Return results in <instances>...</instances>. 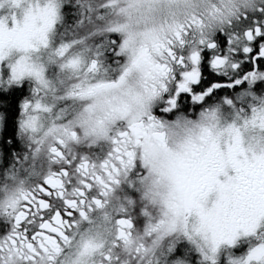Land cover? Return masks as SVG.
I'll list each match as a JSON object with an SVG mask.
<instances>
[{
  "label": "snow or ice",
  "instance_id": "1",
  "mask_svg": "<svg viewBox=\"0 0 264 264\" xmlns=\"http://www.w3.org/2000/svg\"><path fill=\"white\" fill-rule=\"evenodd\" d=\"M196 7L0 0V89H27L19 126L51 141L37 182L0 187V264H264V97L231 122L173 118L198 77L195 46L176 71L189 36L211 49L214 25L248 20L233 39L259 42L242 52L264 68V5L250 18L248 0H218L207 20ZM249 67V83L264 77Z\"/></svg>",
  "mask_w": 264,
  "mask_h": 264
},
{
  "label": "flooded vegetation",
  "instance_id": "2",
  "mask_svg": "<svg viewBox=\"0 0 264 264\" xmlns=\"http://www.w3.org/2000/svg\"><path fill=\"white\" fill-rule=\"evenodd\" d=\"M261 5H264L262 2ZM255 12L249 10V17ZM225 33L211 32L210 38L214 47L209 49L206 44L197 43L191 36L178 54L185 57V64L177 69L180 71L190 70L192 64L188 60L193 47L198 52L199 60L195 65L198 77L195 83L189 84L188 92L176 94V107L173 110L175 115H183L191 119H196L202 111L215 110L221 123L231 122L236 116L242 115L249 110L251 105H255L261 96L259 90L264 85V77L258 78L251 83L244 76L251 70L250 65L256 70L264 71L259 65H255L249 54L242 52L244 46L258 48L259 42L245 43L233 39L235 35L241 33L249 26V21L244 19H233L230 24H226ZM231 41V42H230ZM214 56L226 57V64L219 68H213L211 60ZM232 64L237 67L233 69ZM239 80L237 84L235 81ZM216 85V87H213ZM12 92L8 94L0 89V111L5 108L8 111V118L3 132H0V187L12 186L18 180H31L38 171L36 159L31 156L30 146L17 139V125L20 121V103L26 94ZM206 93L203 99L196 102L193 95ZM168 93L164 94L167 99ZM229 101V103H226ZM163 104V100L160 101Z\"/></svg>",
  "mask_w": 264,
  "mask_h": 264
},
{
  "label": "clouds",
  "instance_id": "3",
  "mask_svg": "<svg viewBox=\"0 0 264 264\" xmlns=\"http://www.w3.org/2000/svg\"><path fill=\"white\" fill-rule=\"evenodd\" d=\"M264 2V0H248V9L251 10L252 8L259 6ZM218 0H197V7L193 9L194 11L198 12L202 16L205 17L207 20V13L211 10L213 4H217ZM245 9H241V11H244ZM218 26H213V28L210 30V32L214 29H216ZM5 92H9V89H3ZM259 94L261 96H264V85L261 86L259 90ZM8 118V111L5 108L4 110L0 111V132H3L6 126ZM17 131L18 136L17 139L21 140L22 143H27L30 146V150L33 151L34 149L38 148L37 156H36V163L38 168V173L42 174L49 163V154L47 152V146L48 143L51 141L48 140L42 145H35L33 141L29 139V134L23 130H21L19 124L17 125ZM85 148L87 147V142L83 145ZM40 175H35L31 180L26 181L24 187H28L31 185V183H35L39 180ZM14 186V185H12Z\"/></svg>",
  "mask_w": 264,
  "mask_h": 264
},
{
  "label": "rangeland",
  "instance_id": "4",
  "mask_svg": "<svg viewBox=\"0 0 264 264\" xmlns=\"http://www.w3.org/2000/svg\"><path fill=\"white\" fill-rule=\"evenodd\" d=\"M69 13H71L70 19L72 20V19L74 18L75 10L73 9L72 12H69ZM71 20H70V21H71ZM213 31H215V33H219V32H222V31H223V33H225V26L222 25L220 28H216V29L212 30L211 32H213ZM211 32L207 35V37H206L207 40H212V39L209 37L210 34H211ZM0 178H1V177H0Z\"/></svg>",
  "mask_w": 264,
  "mask_h": 264
},
{
  "label": "trees",
  "instance_id": "5",
  "mask_svg": "<svg viewBox=\"0 0 264 264\" xmlns=\"http://www.w3.org/2000/svg\"><path fill=\"white\" fill-rule=\"evenodd\" d=\"M70 16H71V13H68V14H67V19H68L69 22H71V21H70V20H71V19H70Z\"/></svg>",
  "mask_w": 264,
  "mask_h": 264
}]
</instances>
